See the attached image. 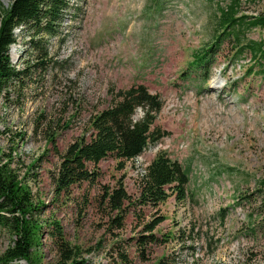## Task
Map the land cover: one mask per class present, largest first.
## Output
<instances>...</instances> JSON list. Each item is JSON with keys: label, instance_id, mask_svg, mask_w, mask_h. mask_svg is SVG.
I'll return each instance as SVG.
<instances>
[{"label": "rangeland", "instance_id": "1", "mask_svg": "<svg viewBox=\"0 0 264 264\" xmlns=\"http://www.w3.org/2000/svg\"><path fill=\"white\" fill-rule=\"evenodd\" d=\"M10 1L0 0V15ZM69 1L80 9L71 8L64 20L65 42L55 48L58 39L50 40L53 51L68 62L69 80L59 77L23 89L22 96L17 91L0 96V150L21 162L16 163L20 174H28L33 190L39 188L44 202H51L49 173L59 162L55 148L63 152L86 134L91 112L114 102L119 92L144 85L162 102L154 122L160 138L122 169L111 157L102 160L97 184L75 188L69 207L58 203L53 214L67 239L89 247L102 237L100 220L90 205L83 209L82 196L92 198L98 186L121 179L134 193L149 162L164 154L188 168V194L181 202L170 196L148 216H164L155 230L156 255H178L187 264L193 259L197 264H264V211L258 208L264 181V72L257 74L255 68L247 74L249 55L234 58L228 47L215 57L206 85H201L203 74L188 69L193 53L215 39L216 6L230 0ZM239 10L246 17H264V0H240ZM244 33L248 39L264 37L259 27ZM14 34L9 59L22 68L30 58V36L19 27ZM186 73L190 78L183 77ZM142 114L137 108L134 120ZM131 228L128 222V235ZM191 228L207 235L210 246L200 238L192 253L183 249L181 239L192 236ZM9 243L0 234V253ZM43 251L42 264H53V254L47 247ZM92 260L109 264L104 251Z\"/></svg>", "mask_w": 264, "mask_h": 264}, {"label": "trees", "instance_id": "2", "mask_svg": "<svg viewBox=\"0 0 264 264\" xmlns=\"http://www.w3.org/2000/svg\"><path fill=\"white\" fill-rule=\"evenodd\" d=\"M224 5L216 6L215 39L193 53L188 63L189 70L204 75L201 85L208 82L215 57L227 47L234 58L249 55L247 74L255 68L257 74L263 75L264 72V37L253 40L246 38L244 33L252 27L264 29V17L239 15L240 0H230ZM71 8L69 0H11L2 8L0 96L9 95L10 91H17V95L22 96L23 89L36 83L54 82L59 77L69 80L65 73L68 62L53 51L50 40L58 39L55 48L65 42L61 31ZM72 9L76 12L80 6ZM17 27L30 36V58L23 62L22 68L12 65L8 54L9 47L17 41L14 34ZM183 77L188 79L190 74H183ZM137 108L143 114L134 120ZM161 108L162 102L157 95L151 94L144 85H135L119 92L117 99L108 106L91 112L85 123L88 135L76 138L63 152L55 148L59 162L55 171L49 173L53 198L48 203L42 199L39 188L33 190L28 174H20L16 163L21 162H17L12 153L0 150V234L10 239L0 253V264L21 261L42 264L44 247L53 254V264H95L92 256L100 251L108 255L109 264H187L178 255L157 256L155 251L159 245L155 230L164 216H148L158 212L159 206L170 196L181 202L188 194V168L164 154L149 162L137 179L134 193L127 191L121 179L113 185L98 186V192L92 198L82 196L84 202L81 206L83 209L88 205L92 207L103 231L93 246L70 242L62 222L53 214L58 203L69 207V203L74 202L75 188L97 184L98 164L102 160L111 157L122 169L127 162L141 155L150 143L156 142L160 132L154 122ZM54 137L52 133L47 138L52 142ZM33 166L34 162L28 167ZM261 183L258 189L260 213L264 211V181ZM219 215L223 220L224 215ZM128 222L132 226L131 235H128ZM189 231L192 236L186 242L181 239L183 249L191 252L200 238L206 247L210 246L207 235L200 236L201 233L194 228ZM187 241H190L189 245L185 244ZM197 263L198 260L193 259L191 264Z\"/></svg>", "mask_w": 264, "mask_h": 264}]
</instances>
